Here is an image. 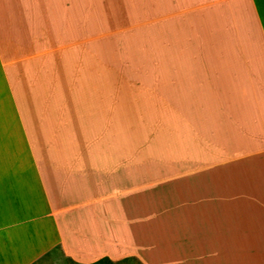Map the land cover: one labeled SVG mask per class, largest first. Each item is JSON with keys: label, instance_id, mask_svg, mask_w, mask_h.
<instances>
[{"label": "crops", "instance_id": "1", "mask_svg": "<svg viewBox=\"0 0 264 264\" xmlns=\"http://www.w3.org/2000/svg\"><path fill=\"white\" fill-rule=\"evenodd\" d=\"M264 264V0H0V264Z\"/></svg>", "mask_w": 264, "mask_h": 264}, {"label": "rangeland", "instance_id": "2", "mask_svg": "<svg viewBox=\"0 0 264 264\" xmlns=\"http://www.w3.org/2000/svg\"><path fill=\"white\" fill-rule=\"evenodd\" d=\"M36 264H77L69 259L65 258L64 255L55 250L48 255L42 257ZM104 264H143L139 259H131L120 263H104Z\"/></svg>", "mask_w": 264, "mask_h": 264}, {"label": "trees", "instance_id": "3", "mask_svg": "<svg viewBox=\"0 0 264 264\" xmlns=\"http://www.w3.org/2000/svg\"><path fill=\"white\" fill-rule=\"evenodd\" d=\"M131 259H138L135 256H125L123 258H120L118 260H112L109 257H102L94 262L88 263V264H104V263H120V262H124V261H128Z\"/></svg>", "mask_w": 264, "mask_h": 264}]
</instances>
